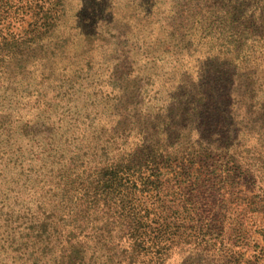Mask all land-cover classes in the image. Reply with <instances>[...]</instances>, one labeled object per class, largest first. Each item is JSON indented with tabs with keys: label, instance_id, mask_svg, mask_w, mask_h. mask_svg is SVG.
I'll list each match as a JSON object with an SVG mask.
<instances>
[{
	"label": "rangeland",
	"instance_id": "rangeland-1",
	"mask_svg": "<svg viewBox=\"0 0 264 264\" xmlns=\"http://www.w3.org/2000/svg\"><path fill=\"white\" fill-rule=\"evenodd\" d=\"M177 1L74 0L68 25L43 31L42 45L22 44L24 52L0 69V264L54 262L45 261L47 236L36 237L51 222L52 202L69 197L74 173L58 174V165L84 162L79 171L94 176L100 160L131 153L147 159L158 149L175 159L179 143L209 137L222 121H234L250 145L264 135V29L244 34L253 22L237 17L228 32L214 24L223 14L202 13L209 34L193 54L167 19L182 9L183 18L196 16L195 2ZM219 33L234 38L229 56L218 52ZM164 50L182 55L162 57ZM170 264L194 263L180 254Z\"/></svg>",
	"mask_w": 264,
	"mask_h": 264
},
{
	"label": "trees",
	"instance_id": "trees-1",
	"mask_svg": "<svg viewBox=\"0 0 264 264\" xmlns=\"http://www.w3.org/2000/svg\"><path fill=\"white\" fill-rule=\"evenodd\" d=\"M73 1L0 0V69L15 53L24 52L22 44L42 45L43 31L49 33L66 24ZM193 1L191 11L197 12L196 16L183 18L182 9L176 19H167L187 52L190 47L197 53L207 40V18L202 13L223 14L222 22L214 24L218 29L224 24L228 32L237 17L253 22V32L245 28L244 34L256 35L264 29V0ZM177 2L171 7L178 8ZM185 11L190 14L189 8ZM160 32L169 33L165 26ZM219 35L218 52L229 56L231 50L226 48L234 38ZM168 51L179 55L164 50L162 57L176 60ZM188 96L186 92L180 97L186 106L190 104ZM206 100V95L199 94L197 103L202 106ZM249 108L253 111L255 106ZM219 126L222 129L209 137L199 134L191 145L179 143L183 153L175 159L170 151L158 149L147 159H133L131 153L127 159L100 160L94 176L79 171L84 162L72 165V170L60 163L55 172L72 171L73 182L69 197L52 202V215L46 217L50 224L37 231V242L44 243L46 235L47 248L52 247L45 261L170 264L181 254L194 264H264V135L250 145L245 137L248 133L237 131L234 121L230 126L222 121ZM55 209H60L59 213ZM35 218L32 215L29 220Z\"/></svg>",
	"mask_w": 264,
	"mask_h": 264
}]
</instances>
